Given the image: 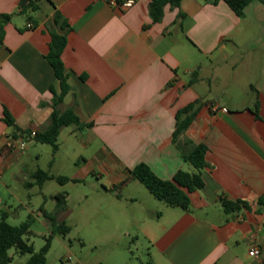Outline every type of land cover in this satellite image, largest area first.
Masks as SVG:
<instances>
[{
    "label": "crops",
    "instance_id": "obj_1",
    "mask_svg": "<svg viewBox=\"0 0 264 264\" xmlns=\"http://www.w3.org/2000/svg\"><path fill=\"white\" fill-rule=\"evenodd\" d=\"M28 1L34 9H27ZM114 1L124 0H0V15L11 16L0 41V212L7 220L19 217L5 176L37 144L12 150L8 139H22L14 128L45 130L53 92L60 94L45 58L48 26L58 12L70 27L61 56L70 90L57 110L70 109L92 126L60 130L58 139L68 128L62 142L76 149V169L72 176L56 174L52 160L49 174L70 181L37 186L53 207L39 214H65L68 184L95 176L103 190L102 221L118 233L109 240L122 236L144 247L147 260L137 264H264L258 203L264 197V5L252 2L238 17L223 1L181 0L179 8L165 6L161 22L153 23L151 0H135L129 9ZM195 70L197 80L189 84ZM195 101L200 108L180 140L204 144L208 166L204 187L189 195L190 208L183 211L155 199L130 172L138 164L162 180L179 170L194 172L172 135L177 111ZM52 181L57 188L48 192ZM62 192L65 205L58 208L55 196ZM221 198L244 200L249 209L225 214ZM253 247L259 254L251 257Z\"/></svg>",
    "mask_w": 264,
    "mask_h": 264
},
{
    "label": "trees",
    "instance_id": "obj_2",
    "mask_svg": "<svg viewBox=\"0 0 264 264\" xmlns=\"http://www.w3.org/2000/svg\"><path fill=\"white\" fill-rule=\"evenodd\" d=\"M223 1L238 17L243 15L245 8L252 2H259L264 5V0H214L216 4ZM181 0H151L149 4V16L153 23L161 22L164 15L165 6L169 5L174 8H179ZM34 2L28 1L27 9H34ZM10 15H0V41L3 38V26L9 22ZM183 15L179 13L178 19ZM70 27L65 19L56 12L51 25L48 26V32L51 37L49 44V51L46 55V60L53 68L54 74L59 81L60 94L56 95L53 92L52 99V113L50 115V123L43 131L35 133L32 141L37 144H47L52 148V155L58 151V136L63 127L75 125L79 128H90L92 124H86L68 109L64 112H59L57 106L62 103L63 98L69 92L70 87L67 84V71L62 61V53L67 44V34ZM198 71L195 70L191 74L189 84L197 80ZM200 104L198 101L188 104L183 109L177 111L175 116V127L172 135V143L179 151L183 161L190 164L194 172H187L179 170L171 180H162L155 176V174L145 164H138L131 170V177L141 183L147 191L158 201L163 202L169 207L179 208L183 211H188L190 208L189 195L195 191L201 190L204 187L202 178V171L208 166L205 161V154L207 147L204 144H193L189 140H180V137L185 133L187 128L194 120ZM4 120L9 126H13V122L8 114L4 111ZM13 135L20 133L22 136L31 134V131H20L14 128ZM53 160V159H52ZM52 163V161H51ZM33 185L41 187L46 181L55 180L63 184L70 180L66 177L53 176L48 171L37 169L31 176ZM77 182V181H73ZM58 208L65 205L66 193L62 192L55 196ZM261 209H264V197L258 200ZM220 205L225 214H234L242 209H249V205L244 200H228L226 198L220 199ZM51 225L56 228L58 232L64 234L69 232L64 222L55 225L56 219L54 216L47 215ZM8 215L6 212H0V264H10L12 258L9 255V250L14 248L19 255H29L28 260L24 264H46V254L50 248V238L46 240L45 245L35 252L33 246L29 244L28 239L25 238L31 234L30 224L32 223L31 216L18 226L10 225L7 222ZM141 264H153L151 261Z\"/></svg>",
    "mask_w": 264,
    "mask_h": 264
},
{
    "label": "rangeland",
    "instance_id": "obj_3",
    "mask_svg": "<svg viewBox=\"0 0 264 264\" xmlns=\"http://www.w3.org/2000/svg\"><path fill=\"white\" fill-rule=\"evenodd\" d=\"M67 129L62 130L58 139L60 149L54 157L49 145L32 144L29 147L27 158L23 159V164L21 166L16 164L5 176L13 195L9 204L20 212L19 217H10L7 222L18 226L25 222L28 216H31V234L25 238L28 239L35 252H38L50 238L46 264H137L139 261H146L145 248L140 244L133 245L132 242L124 240L122 236H119L117 242L109 240L110 235L114 236L115 240L118 233L114 225L107 227L102 221L103 190L95 176H90L79 184H68L67 189L71 192L68 211L62 216H54L55 225L64 222L69 227L68 233L58 232L46 217L39 214L41 207L51 212L52 202L49 198L45 199L39 194V188L36 185L27 187L25 183L33 182L28 175L31 171L50 170L52 159L54 161L53 171L56 174L62 176L74 174L76 168L73 159L77 151L62 142ZM36 153L39 154L37 161L33 157ZM93 183H96L97 189L92 188ZM55 188H57L56 182H48V192ZM17 198H20L21 203L16 201ZM9 255L12 258L10 264H24L29 258V255H19L14 248L9 250Z\"/></svg>",
    "mask_w": 264,
    "mask_h": 264
},
{
    "label": "built area",
    "instance_id": "obj_4",
    "mask_svg": "<svg viewBox=\"0 0 264 264\" xmlns=\"http://www.w3.org/2000/svg\"><path fill=\"white\" fill-rule=\"evenodd\" d=\"M113 4H115V6H117L119 9H129L131 7L134 6L135 4V0H124L123 2H113ZM28 27L30 28L31 25H28ZM211 110L213 112H216L218 110L217 106H212ZM223 112H226V109H223ZM35 136V132L31 133L30 135H25L22 137V139H14V138H9L8 139V143L7 145L9 146L10 149H17L19 151H25L27 148L28 143L33 139V137ZM259 254V249L256 247H253L250 251H249V256L253 257Z\"/></svg>",
    "mask_w": 264,
    "mask_h": 264
}]
</instances>
